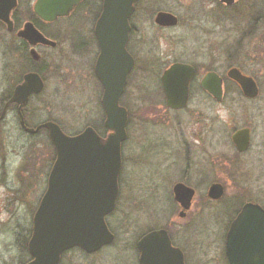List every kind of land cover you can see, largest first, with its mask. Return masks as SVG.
<instances>
[{
    "label": "rangeland",
    "instance_id": "rangeland-1",
    "mask_svg": "<svg viewBox=\"0 0 264 264\" xmlns=\"http://www.w3.org/2000/svg\"><path fill=\"white\" fill-rule=\"evenodd\" d=\"M88 2L92 5L83 20H78L75 14L62 21L64 32L59 69L49 75L43 100L28 108L29 126L53 121L68 135L77 134L86 127H92L102 136L104 134L101 88L88 71H83L72 50L74 27L79 23L88 27L94 14H98L101 0ZM252 7L255 12L252 13L251 8L250 15L255 17L257 26L255 35L264 37V0H255ZM246 11L247 7L241 5L232 10L223 9L219 17L216 13L214 15L210 5L205 10L203 0H142L137 5L130 20L135 29L132 39L141 40V53L137 52L135 57L146 68L129 77L122 100V106L128 112L127 135L121 144L126 160L118 176L120 187L116 210L106 220L114 241L92 254L72 249L62 254L60 264H136L138 238L154 229L172 232L177 243L185 247L189 264H216L223 247V230L219 215L211 212L215 209L206 210L201 220L195 215L184 220L176 216L177 210L174 211L172 179L177 177L176 170L183 165L177 163L172 167L173 157L167 164L166 148L161 147L158 140L168 143L181 132L186 133L187 121L185 112L172 113L162 104L153 102L164 100L158 88L162 67H157L156 59L160 52L188 61L192 57L190 49L195 38L196 42L202 38L212 48L222 37L223 64L234 61L230 59L233 53L240 54L238 58L254 53V62L248 69L260 77L264 70V43L237 44L236 37L247 26L245 22L250 20ZM159 12L175 14L179 25L168 30L157 28L154 20ZM191 16L196 19L193 26ZM217 21L222 22L221 29ZM197 47L199 62L201 53L205 52L199 45ZM1 78L0 73V96L5 88ZM262 99L264 93L260 94L259 100ZM52 150L44 135L32 138L20 133L12 113L0 124V264H25L30 260L25 255V247L31 233L33 211L45 190L46 175L54 156ZM236 191L226 188V199ZM247 191L250 195L264 196V186H254ZM176 229H179L178 234Z\"/></svg>",
    "mask_w": 264,
    "mask_h": 264
},
{
    "label": "flooded vegetation",
    "instance_id": "flooded-vegetation-1",
    "mask_svg": "<svg viewBox=\"0 0 264 264\" xmlns=\"http://www.w3.org/2000/svg\"><path fill=\"white\" fill-rule=\"evenodd\" d=\"M254 1L203 0V4L205 10H208L210 5V8L214 11V15L216 13L218 16L223 14V9L232 10L241 5L247 7L246 16L248 14L250 20L245 22L247 26L236 37L237 44L243 45L245 43L256 44L257 41L264 43L263 36L256 37L255 30L257 26H255V17L250 15L251 8L252 13L255 12V9L252 7V3L254 6ZM36 2L37 0H0V9L9 11V23L0 19V73L2 85L5 87L3 94L0 96V124L4 123L9 113H12L17 121L20 133L32 138L44 135L47 141L48 133L46 129L40 128L34 133H29L25 128L36 130L45 122L53 121H45L29 126L27 111L32 104L43 100L49 75L55 74L59 69L58 65L61 61L60 48L64 32L62 21L75 14L78 20H83V18L87 17L92 4L88 0H82L69 16L57 17L53 21L47 22L35 14L34 7ZM102 3L103 0H101L98 6V14H94L88 27L81 25L82 23L74 27L72 50L78 58V64L82 67L83 71H88V74L96 79L103 94L102 86L96 78L100 47L94 35V27L102 10ZM135 13L136 10L133 15ZM172 15L177 19L176 25L163 27L155 24V26L162 30L176 28L179 25V18L175 14ZM195 20L194 16L190 17L191 26H193ZM217 23H220L219 28L221 29L223 27L222 22L217 21ZM29 25L44 39L52 42L54 45L39 41L34 36L35 34H33ZM134 31L135 29L130 23L126 50L133 59V65L128 74L123 94L119 99V105L123 108L125 107L122 106V100L127 91L129 77L137 71H143L145 67L143 62L135 57L136 53L141 51L142 44L139 38L134 37L132 39ZM218 39L219 41L215 42L212 48H210L208 47V42L203 41L202 38L201 41L196 42L197 38H195L196 43L192 41L190 49L192 57L188 61L179 60L170 53L159 52L160 56L156 59V63L158 68L162 67V71L159 76L158 88L162 92L164 100H154L153 102L155 104H162L172 113L185 112L187 121L186 133L181 132L173 140H169L168 143L162 139L158 140V144L161 147L164 145L166 148L164 155L167 158L165 159L166 163L169 164L172 161H170V157H173V162H171L172 167L176 166L177 163H182L183 165L182 168H179V171L176 170L177 177L172 179L174 181L171 191L172 203L175 207L174 211L177 210L176 216L186 220L191 219L192 215H195L201 220L202 215H206V210L214 208L215 210L211 212L219 215L223 230V247L220 257L215 262L216 264H231L226 254V242L228 236L237 230L242 210L246 205L253 204L264 211V196L257 194L250 195L247 191L248 188L254 186H264V99L259 100L260 94L264 93V70L260 73L261 76L259 77L251 68L248 69L254 62V53L252 55L247 53L242 58H238L240 54L233 53L230 59L234 61L223 64L221 50H223L224 40L222 37ZM197 45L200 46V50L205 52L204 54L201 53L199 57L201 61L199 62L197 61ZM234 57L236 58L233 59ZM174 64L187 65L194 70V77L188 86L187 103L182 109H171L166 104L161 84L163 73ZM149 67L147 65V68ZM208 74H215L221 81L220 93L217 95V99L209 93L208 89L201 85L202 80ZM29 75L37 76L43 86L39 91L30 93L26 104L20 107L21 105L14 101L13 98L16 89L27 84L25 79ZM239 75L246 79L237 82L234 77H239ZM195 97L196 100H193ZM4 109L5 113L1 118ZM177 124L179 125V123ZM57 125L59 126V124ZM59 128L62 130L60 126ZM105 134L107 132L104 130L103 136ZM176 153L179 154V157L176 156ZM53 154L48 173L55 159V152ZM125 160L121 151V168L124 167ZM48 173L46 175V183ZM118 182V195L115 208L106 217V220L116 210L119 198V179ZM177 184H181L190 190L189 204L185 209L174 197L173 189ZM214 186L219 187L221 190V195L217 199L209 196L210 189ZM226 188L237 189V191L226 199ZM241 188L244 190L240 191ZM203 189L204 192L202 191ZM260 224L262 223H256L255 225ZM153 231L157 230L144 232L138 238L136 243V264H141V260L143 262L144 259V255L137 247V244ZM165 231L171 246L181 252L183 263L189 264V257L186 254L185 247L183 246V248L177 243L172 232ZM175 232L178 234L179 229H176ZM240 248L243 252L236 254L237 262L239 263H245L246 261H242L244 258L248 259L249 263H257L258 260L264 258V253L262 252L258 254L251 253L263 251L264 246L262 245L240 246Z\"/></svg>",
    "mask_w": 264,
    "mask_h": 264
},
{
    "label": "water",
    "instance_id": "water-1",
    "mask_svg": "<svg viewBox=\"0 0 264 264\" xmlns=\"http://www.w3.org/2000/svg\"><path fill=\"white\" fill-rule=\"evenodd\" d=\"M82 0H37L34 12L43 21L69 16ZM140 0H103L101 13L94 27L100 47L96 78L103 94L102 110L105 116V137L87 127L76 135L65 134L54 122H45L40 128L47 130L48 139L55 151V160L47 178L46 190L33 214L31 233L27 242L30 260L26 264H59L64 252L79 248L87 254L96 253L112 244L114 236L106 224V216L115 208L118 195V176L121 168V144L126 139L127 110L119 105L127 83L133 59L126 50L130 32V17ZM9 11L0 9V19L8 22ZM170 13L160 12L154 23L167 27L176 25ZM31 30L39 41L54 45L37 31ZM33 36V38H34ZM194 70L187 65L174 64L167 69L161 84L166 104L171 109H182L187 103L188 86ZM237 82L246 79L234 77ZM26 85L16 89L14 101L23 107L30 93L42 89L41 80L35 75L26 77ZM31 83V84H30ZM201 85L217 99L221 81L215 74L204 77ZM5 109L1 114V118ZM189 189L177 184L174 197L185 209L189 204ZM219 187L210 189L209 196L217 199ZM256 223H262L255 225ZM264 246V211L248 204L239 217V225L226 242V254L231 264H264L237 262L240 246ZM137 247L144 255L141 264H184L182 254L171 246L164 230L149 233ZM264 253L263 251L251 253Z\"/></svg>",
    "mask_w": 264,
    "mask_h": 264
},
{
    "label": "trees",
    "instance_id": "trees-1",
    "mask_svg": "<svg viewBox=\"0 0 264 264\" xmlns=\"http://www.w3.org/2000/svg\"><path fill=\"white\" fill-rule=\"evenodd\" d=\"M28 241V240H27ZM27 244V243H26ZM79 250V249H78ZM79 251H81V250H79ZM25 255L27 256V257H29L28 256V253H27V250H26V247H25Z\"/></svg>",
    "mask_w": 264,
    "mask_h": 264
}]
</instances>
